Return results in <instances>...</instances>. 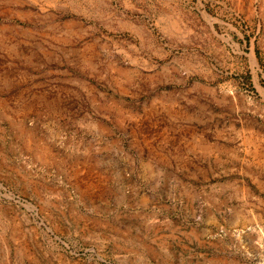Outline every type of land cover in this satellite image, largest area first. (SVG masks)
<instances>
[{"label": "rangeland", "instance_id": "rangeland-1", "mask_svg": "<svg viewBox=\"0 0 264 264\" xmlns=\"http://www.w3.org/2000/svg\"><path fill=\"white\" fill-rule=\"evenodd\" d=\"M10 31L0 264H264V0H0Z\"/></svg>", "mask_w": 264, "mask_h": 264}, {"label": "crops", "instance_id": "crops-1", "mask_svg": "<svg viewBox=\"0 0 264 264\" xmlns=\"http://www.w3.org/2000/svg\"><path fill=\"white\" fill-rule=\"evenodd\" d=\"M7 24L6 26H8ZM10 27H11L10 29L13 28L12 23H10ZM1 35L4 38L0 37V55H4L5 53V55L7 56L10 55L11 57H13L14 48L16 44L15 35L13 34V31H10V33L8 32L6 34H1ZM17 41H22V39H18ZM39 47L41 49L40 44H39ZM42 47H44L43 49H45V46H42ZM7 62L8 61H6V63ZM138 142L139 143H135V142L132 143V146L135 147L134 150L136 152H140V153L150 152L152 154L151 155L152 158L155 157L154 154H159V159L162 162H167L168 160H170V158L168 157V153H170V149L167 148L165 140H160V143L155 145L148 139L146 135H143L141 138H139Z\"/></svg>", "mask_w": 264, "mask_h": 264}]
</instances>
